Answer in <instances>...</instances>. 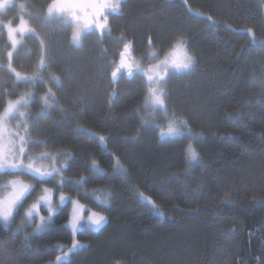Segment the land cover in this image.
Instances as JSON below:
<instances>
[{
	"label": "trees",
	"instance_id": "obj_1",
	"mask_svg": "<svg viewBox=\"0 0 264 264\" xmlns=\"http://www.w3.org/2000/svg\"><path fill=\"white\" fill-rule=\"evenodd\" d=\"M50 2L14 0L1 12L0 52L8 43L4 23L23 17L49 46L52 71L64 80L62 91L53 88L63 106L82 126L107 138L105 148L64 121L58 110L40 119L33 132L50 141L48 151L72 153L64 173L70 181L86 178L84 189L69 192L73 185L66 184V194L87 211L107 216L106 226L78 231L75 239L84 247L73 250L67 264H264V0H188L187 5L124 0L120 14L109 20L112 35L86 34L82 47L70 43L71 30L61 21H44ZM207 16L218 24L210 26ZM245 28L254 30L255 40L240 30ZM177 33L186 35L196 57L191 71L167 85L172 105L194 133H202L193 141L200 159L190 169L184 151L188 138H162L157 128L142 125L137 115L144 112L141 74L120 79L115 97H109L107 79L108 62L117 60L122 48L121 35L141 58L150 49L149 38L162 54ZM37 47L30 33L24 36L23 51L14 54L19 71L31 74L37 56L29 58L28 50ZM11 81L0 71V107L6 90H24ZM34 91L39 95L45 89ZM39 111L40 104H33V118ZM157 120L165 121L159 115ZM114 156L126 175L114 169ZM93 159L104 172L91 167ZM94 189L107 201L95 200ZM139 193L151 197L163 214ZM70 209L62 206L52 228L28 241L16 231L18 215L9 228L0 222V264H55L60 249L71 247Z\"/></svg>",
	"mask_w": 264,
	"mask_h": 264
},
{
	"label": "snow or ice",
	"instance_id": "obj_2",
	"mask_svg": "<svg viewBox=\"0 0 264 264\" xmlns=\"http://www.w3.org/2000/svg\"><path fill=\"white\" fill-rule=\"evenodd\" d=\"M121 3L122 0H51L43 19L46 23L52 19H59L71 30L70 43L75 47H82L83 36L86 34L96 32L100 37L112 35L109 16L120 14ZM184 3L187 5L188 0H184ZM197 15L204 14L197 13ZM206 19L212 27L218 24L211 16H207ZM226 27L230 28L231 25ZM4 28L8 43L0 52V59L6 61V63H0V71L9 73L13 86L24 85V90L16 93L6 90L3 106L0 107V174L14 177L7 182L6 186H3L7 188L6 193L0 195V221H3L7 228L18 214H22L24 218L17 225L16 231L24 232L23 240L28 241L33 234L50 230L54 214L61 210V206L70 204V218L67 220V225L71 229V247L67 250L60 249L61 254L55 258V264H67L69 254L75 249L84 247L79 240L75 239L78 230L83 226L82 221L100 228L107 221V216L102 211L91 209L85 215V204L66 194V184L73 185L69 192L84 189L86 178L81 176L78 180L70 181L64 173L69 169L70 160L74 159L72 153L63 149L48 151L50 141L39 139L33 135V132L37 130L40 119L51 117L53 110H58L64 121L75 124L78 132L98 138L104 143L105 148H107V138L82 126L77 117L61 103L60 97L53 88L62 91L64 80L52 71L55 62L41 34L30 27L23 17L18 23L7 21L4 23ZM240 30L246 31L253 40L256 39L252 28ZM29 33L38 45L35 52L28 50L29 58L33 55L37 56L32 65L31 74L21 72L14 66V54L23 51L24 36ZM117 39L122 42V48L118 53V59L108 62L110 71L107 73V79L108 87L111 89L109 97L117 95L114 85L120 79H131L137 73L141 74L143 77L141 99L144 112H138L137 115L142 125L157 128L160 136L188 138L189 142L184 150L185 162L189 165V169L195 167L200 159V153L193 141L201 138L202 133H194L188 119L172 105L171 90L167 87L174 75L187 73L196 64V57L188 49L189 41L186 35L177 33L171 47L164 50L161 55H157L156 51L152 50L147 57L141 59H137L134 55L132 41H125L123 35ZM148 46L152 48L151 38L148 40ZM144 59L149 62L147 66H144ZM37 86H43L45 91L38 95L34 91ZM35 103L40 104V111L33 118L31 108ZM158 115L162 116L166 123L159 124ZM59 122V120L56 121V123ZM37 148L44 150L37 152L35 151ZM109 155L112 154L109 153ZM61 157H63L62 160ZM114 160V169H120L122 174L126 175L127 169L124 168L119 157L114 156ZM44 161L48 163L45 164ZM91 167L104 172L95 159L91 161ZM25 176L30 177L35 183L26 182L22 179ZM48 184H55L56 187H48ZM34 194L36 195L33 200ZM92 194L97 201L105 202L108 199L101 197L96 189ZM77 195L80 193L78 192ZM83 195L87 196L88 192L85 190ZM139 195L151 204L158 214H163L151 197L144 196L143 193ZM29 200L32 202L28 203ZM42 205L47 209L48 215L41 213ZM26 226H31L33 232L28 233ZM116 264H121V261H116Z\"/></svg>",
	"mask_w": 264,
	"mask_h": 264
},
{
	"label": "rangeland",
	"instance_id": "obj_3",
	"mask_svg": "<svg viewBox=\"0 0 264 264\" xmlns=\"http://www.w3.org/2000/svg\"><path fill=\"white\" fill-rule=\"evenodd\" d=\"M13 1L14 0H0V13L1 12H4L5 10H6V8L8 7V6H10L12 3H13ZM124 0H122V2H123ZM121 6H122V3H121ZM110 17V16H109ZM59 20V19H58ZM59 22H60V20H59ZM61 23V22H60ZM30 26V25H29ZM65 27L66 28H68L67 27V25H65ZM84 37V36H83ZM152 50H155L156 51V53H157V55H161V54H159L158 53V50H156L155 48H151V49H147V53H146V55L144 56V57H141V58H145V57H147V55L149 54V52L150 51H152ZM137 59H141V58H139V57H136ZM149 62L147 61V59H144V66H147V64H148ZM137 74H139V73H137ZM179 74H177V75H174V76H178ZM180 75H182V74H180ZM173 76V77H174ZM164 123H166V121H164ZM164 123H161V125H163ZM162 138H169V137H175V136H161ZM35 151H43V150H39L38 148L37 149H35ZM63 159V157H61V160ZM43 163H45V164H47L48 163V161H44ZM57 166H59V164L57 165ZM14 177H12V176H8V175H4V174H0V195H3V194H5L6 193V191H7V188L6 187H3V186H6L7 185V182L10 180V179H13ZM22 179H24L26 182H30V183H35V181H32L31 179H30V177H28V176H25V177H22ZM48 187H56V185L55 184H48L47 185ZM36 194H38V193H36ZM36 194H34L33 195V197H32V199L34 200L35 199V195ZM32 202V200H29L28 201V203H31ZM54 202H58V200H54ZM27 206V205H26ZM64 206V205H63ZM62 207V206H61ZM88 212L89 211H87L86 210V208H85V215H87L88 214ZM41 213L42 214H44V215H48V213H47V209L42 205L41 206ZM56 214H54V216H55ZM54 216H53V218H54ZM24 217H23V215L22 214H18V218H17V220L15 221V225H18V224H20V221L23 219ZM15 220V219H14ZM1 223H3V221H0ZM38 222V221H37ZM4 224V223H3ZM12 224H14V221L10 224V226L12 225ZM82 227L78 230V231H80L81 229H83L84 227H91V228H95L94 226H92L91 224H88V223H85V222H83L82 221ZM9 226V227H10ZM8 227V228H9ZM70 227V226H69ZM26 228L27 229H29V232L31 233V232H33V229H32V227L31 226H26Z\"/></svg>",
	"mask_w": 264,
	"mask_h": 264
},
{
	"label": "water",
	"instance_id": "obj_4",
	"mask_svg": "<svg viewBox=\"0 0 264 264\" xmlns=\"http://www.w3.org/2000/svg\"><path fill=\"white\" fill-rule=\"evenodd\" d=\"M107 223H108V221H106V222L103 224V226H106V225H107Z\"/></svg>",
	"mask_w": 264,
	"mask_h": 264
},
{
	"label": "flooded vegetation",
	"instance_id": "obj_5",
	"mask_svg": "<svg viewBox=\"0 0 264 264\" xmlns=\"http://www.w3.org/2000/svg\"><path fill=\"white\" fill-rule=\"evenodd\" d=\"M111 16H112V15H110L109 20L111 19ZM128 80H131V79H128Z\"/></svg>",
	"mask_w": 264,
	"mask_h": 264
},
{
	"label": "bare ground",
	"instance_id": "obj_6",
	"mask_svg": "<svg viewBox=\"0 0 264 264\" xmlns=\"http://www.w3.org/2000/svg\"><path fill=\"white\" fill-rule=\"evenodd\" d=\"M264 10V9H263ZM193 14V13H192ZM194 15V14H193ZM257 42V41H256ZM255 43V42H254ZM205 71V70H204ZM185 103V102H184Z\"/></svg>",
	"mask_w": 264,
	"mask_h": 264
},
{
	"label": "clouds",
	"instance_id": "obj_7",
	"mask_svg": "<svg viewBox=\"0 0 264 264\" xmlns=\"http://www.w3.org/2000/svg\"><path fill=\"white\" fill-rule=\"evenodd\" d=\"M193 56H195L194 54H192Z\"/></svg>",
	"mask_w": 264,
	"mask_h": 264
}]
</instances>
